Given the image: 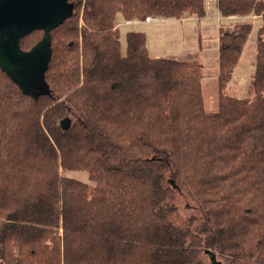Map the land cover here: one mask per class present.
<instances>
[{"label":"trees","instance_id":"obj_1","mask_svg":"<svg viewBox=\"0 0 264 264\" xmlns=\"http://www.w3.org/2000/svg\"><path fill=\"white\" fill-rule=\"evenodd\" d=\"M68 1L41 91L0 67V264H199L201 252L246 264L252 244L264 262V0H217L262 24L251 97L225 89L253 23L219 26L215 110L202 62L150 56L139 30L122 54L116 26L118 14L202 18L204 0ZM178 195L196 209L184 227L168 219Z\"/></svg>","mask_w":264,"mask_h":264},{"label":"rangeland","instance_id":"obj_2","mask_svg":"<svg viewBox=\"0 0 264 264\" xmlns=\"http://www.w3.org/2000/svg\"><path fill=\"white\" fill-rule=\"evenodd\" d=\"M205 18H194L183 21V19H160L159 21L130 23L140 20L139 18L123 19L119 14L116 17V26L119 28L121 53L126 51V31L139 30L146 35V46L152 57L174 58L179 60H198L203 63L202 87L205 98V106L209 110L217 108V55L219 44V26L232 28L236 21L231 20L224 23L217 20L215 14L217 8L215 2L210 3L206 10ZM253 27L244 47L233 77L227 84L225 93L236 97H251L250 77L254 70L256 53L257 27L262 24L260 17L254 18ZM38 87V85H36ZM36 89V88H35ZM34 89V90H35ZM62 174L80 179L90 185L94 183L88 178L86 170H62ZM177 212L168 215V219L176 226L184 227L186 217L195 214L196 209L187 198L177 196L174 200ZM248 255L245 257L246 264H264L258 248L252 244L247 248ZM231 256L221 253L201 252L198 255L199 264H230Z\"/></svg>","mask_w":264,"mask_h":264},{"label":"water","instance_id":"obj_3","mask_svg":"<svg viewBox=\"0 0 264 264\" xmlns=\"http://www.w3.org/2000/svg\"><path fill=\"white\" fill-rule=\"evenodd\" d=\"M72 12L68 0H0V67L25 90L43 89L50 32ZM34 29L43 30L42 38L30 49H21V37Z\"/></svg>","mask_w":264,"mask_h":264},{"label":"built area","instance_id":"obj_4","mask_svg":"<svg viewBox=\"0 0 264 264\" xmlns=\"http://www.w3.org/2000/svg\"><path fill=\"white\" fill-rule=\"evenodd\" d=\"M211 2H215V4L217 5V0H204V4H205V8L206 10L210 7V3ZM217 8V7H216ZM260 17V15H256L255 13L251 12L249 14L246 15H236V14H229V15H221L217 9V13L215 14V18L217 20H223L224 23H229L231 20H234L236 22L238 21H248V20H253L254 18H258ZM160 19L163 18H159L156 16H146L144 20H138V21H131L130 23H138L140 21H144V22H150V21H159ZM167 19H174L173 17H169ZM182 19H188V17L186 18H182Z\"/></svg>","mask_w":264,"mask_h":264},{"label":"crops","instance_id":"obj_5","mask_svg":"<svg viewBox=\"0 0 264 264\" xmlns=\"http://www.w3.org/2000/svg\"><path fill=\"white\" fill-rule=\"evenodd\" d=\"M186 17H188V19H183V21H188V20H192V19H194V18H197V16L195 15V14H192V15H186V16H183V17H181L180 19H182V18H186ZM169 18V17H168ZM202 18H205V17H202ZM164 19V18H163ZM175 19V18H174ZM174 19H172V20H174ZM150 22H152V21H150ZM196 60V59H195Z\"/></svg>","mask_w":264,"mask_h":264},{"label":"flooded vegetation","instance_id":"obj_6","mask_svg":"<svg viewBox=\"0 0 264 264\" xmlns=\"http://www.w3.org/2000/svg\"><path fill=\"white\" fill-rule=\"evenodd\" d=\"M23 50H28V49H23Z\"/></svg>","mask_w":264,"mask_h":264}]
</instances>
